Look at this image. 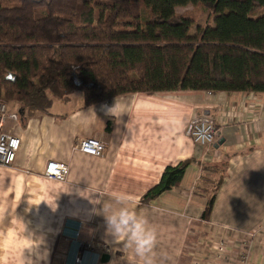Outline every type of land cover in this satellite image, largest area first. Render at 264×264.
Instances as JSON below:
<instances>
[{"label":"crops","instance_id":"0c3cea01","mask_svg":"<svg viewBox=\"0 0 264 264\" xmlns=\"http://www.w3.org/2000/svg\"><path fill=\"white\" fill-rule=\"evenodd\" d=\"M73 96L55 101L48 114L18 109L19 120L6 122L5 131L21 140V148L12 166L0 167V264H73L79 244L92 248L83 264H95L99 254L100 264H142L107 233L99 214L117 194H127L128 206L157 230L154 264H240L245 250L247 264H264V94L125 95L116 98L119 117L103 107L116 99L86 108L83 96L74 107ZM201 116L219 129L210 148L186 135ZM91 138L106 144L102 157L75 150ZM186 161L191 164L178 188L141 203L167 167ZM50 162L69 166L65 181L44 177ZM222 168V185L204 222ZM220 244L226 252L218 259Z\"/></svg>","mask_w":264,"mask_h":264},{"label":"trees","instance_id":"16d2710c","mask_svg":"<svg viewBox=\"0 0 264 264\" xmlns=\"http://www.w3.org/2000/svg\"><path fill=\"white\" fill-rule=\"evenodd\" d=\"M188 5L211 10L214 25L191 35L194 19L176 12ZM169 92L264 94V0H0V101L12 110ZM190 164L167 167L141 203L178 188Z\"/></svg>","mask_w":264,"mask_h":264},{"label":"built area","instance_id":"2783aa9c","mask_svg":"<svg viewBox=\"0 0 264 264\" xmlns=\"http://www.w3.org/2000/svg\"><path fill=\"white\" fill-rule=\"evenodd\" d=\"M20 118L17 110H12L8 103L0 101V167L12 166L21 148V140L5 131L7 121H18ZM186 135L197 145L204 148L213 146L219 136L216 122L210 116L194 118L188 125ZM75 150L92 157H102L106 150V144L99 139H84L77 143ZM69 174V166L64 163L50 162L44 172V177L48 180L63 182ZM79 228L74 232V240L77 242ZM92 249L90 245H78V250L73 260V264H83L84 253ZM106 246L103 251H106ZM218 259L223 257L226 252L224 244L217 248ZM106 254V252H105ZM101 254L95 264H100ZM240 264H247L249 261V250L241 252L239 257Z\"/></svg>","mask_w":264,"mask_h":264},{"label":"clouds","instance_id":"9594fccd","mask_svg":"<svg viewBox=\"0 0 264 264\" xmlns=\"http://www.w3.org/2000/svg\"><path fill=\"white\" fill-rule=\"evenodd\" d=\"M105 114L119 117L117 99L111 106L104 105ZM99 199H102L99 196ZM114 203L102 204L99 214L104 216L106 231L123 249H132L142 260V264H154V252L157 245V230L150 226L146 216L129 207L130 198L127 194L112 197ZM24 264H31L24 261Z\"/></svg>","mask_w":264,"mask_h":264},{"label":"rangeland","instance_id":"374dc122","mask_svg":"<svg viewBox=\"0 0 264 264\" xmlns=\"http://www.w3.org/2000/svg\"><path fill=\"white\" fill-rule=\"evenodd\" d=\"M176 12L179 16H190L194 19L195 26H194L193 30L191 31V35H194L197 32V29L200 27H206V26H213L214 25V17H213L211 10H209L208 8H206L204 6L188 5L186 7L177 8ZM81 96H82V94L75 93L74 96L72 97V102H73L74 107H77L78 105H80L79 101L81 100L80 99ZM59 104L61 106L63 105V103H59ZM81 105H82V103H81ZM219 180H220V178H218L215 181V183L219 182Z\"/></svg>","mask_w":264,"mask_h":264},{"label":"water","instance_id":"95a60500","mask_svg":"<svg viewBox=\"0 0 264 264\" xmlns=\"http://www.w3.org/2000/svg\"><path fill=\"white\" fill-rule=\"evenodd\" d=\"M110 260V256L108 254H104L102 256V263H107Z\"/></svg>","mask_w":264,"mask_h":264}]
</instances>
